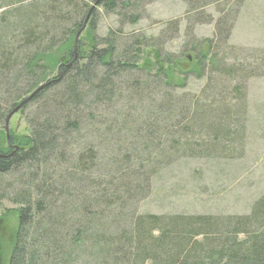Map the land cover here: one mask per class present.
<instances>
[{
	"label": "trees",
	"instance_id": "trees-1",
	"mask_svg": "<svg viewBox=\"0 0 264 264\" xmlns=\"http://www.w3.org/2000/svg\"><path fill=\"white\" fill-rule=\"evenodd\" d=\"M152 1L0 0V198L16 205L8 264H264V193L243 215L138 212L161 170L222 152L217 141L190 146L183 122L193 98L183 79L141 64L154 39L123 29ZM183 1L187 31L213 24L225 43V17L244 0ZM208 7L229 9L213 18ZM98 8L117 24L102 36ZM86 19L84 47L78 33ZM163 26L161 35L172 38L179 21ZM54 49L60 68L49 76ZM35 90L17 111L25 135L10 134L7 143V116ZM207 119L192 128L205 130L215 121ZM211 137L228 139V131Z\"/></svg>",
	"mask_w": 264,
	"mask_h": 264
},
{
	"label": "rangeland",
	"instance_id": "rangeland-1",
	"mask_svg": "<svg viewBox=\"0 0 264 264\" xmlns=\"http://www.w3.org/2000/svg\"><path fill=\"white\" fill-rule=\"evenodd\" d=\"M139 6L144 8L136 23L123 27L131 38L145 35L154 39L155 48L143 49L139 62L154 71L156 66L167 68L175 82L182 83L183 79L184 94L193 98L183 122L190 128L186 141L190 146H199L197 149L209 140L217 141L222 152L184 157L161 170L149 182L148 193L137 205L138 212L247 214L253 200L264 193V0H244L236 14L233 11L226 15L223 26L226 29L230 25V36L225 43L214 37L213 24L198 22L187 31L186 23L190 24L192 18L184 17L187 4L183 0H154ZM228 9L216 11L208 7L206 11L216 18L224 16ZM97 19L100 36L116 28L114 16L101 8ZM170 19L179 21L178 29L170 32L172 38L166 33L161 35L163 23ZM86 23L87 19L78 33L84 47L88 43ZM204 39H211V43ZM57 55L59 49L46 56L49 76L57 72L58 65L53 62ZM205 117L215 121L205 130L192 128L202 125ZM6 123L5 137L25 135L23 113H14ZM211 125L219 126L210 130ZM223 128L228 131V139H212V133ZM15 211L11 200L0 198V264H8L16 228ZM243 237L242 233L237 235L238 240Z\"/></svg>",
	"mask_w": 264,
	"mask_h": 264
},
{
	"label": "water",
	"instance_id": "water-1",
	"mask_svg": "<svg viewBox=\"0 0 264 264\" xmlns=\"http://www.w3.org/2000/svg\"><path fill=\"white\" fill-rule=\"evenodd\" d=\"M59 68H60V65H58V67H57V71H59ZM39 88H41V86H39L38 87V89ZM38 89H36V90H38ZM36 90L35 91H33L29 96H27L25 99H23L10 113H9V115L7 116V119H6V122L8 121V119L11 117V115H13L14 113H16L18 110H19V108H20V106L22 105V104H24L25 102H26V100H27V98H30L35 92H36ZM6 129H7V126H6ZM6 140H7V143H9V141H8V134H6Z\"/></svg>",
	"mask_w": 264,
	"mask_h": 264
}]
</instances>
